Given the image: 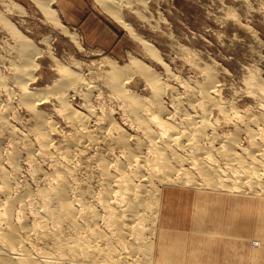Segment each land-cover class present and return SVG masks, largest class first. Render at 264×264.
Returning <instances> with one entry per match:
<instances>
[{"label": "rangeland", "instance_id": "rangeland-1", "mask_svg": "<svg viewBox=\"0 0 264 264\" xmlns=\"http://www.w3.org/2000/svg\"><path fill=\"white\" fill-rule=\"evenodd\" d=\"M44 2L45 5L40 8V4L36 5L38 0H0V77L6 83L5 87L0 86V111L5 112L15 128H18L19 138V140L14 139L15 141L11 140L0 128V154L2 153L1 156L4 160V168H2L5 169V173L11 176V196L19 195L30 188L31 193L36 196L35 200L40 199V194L45 188L53 186L54 179L57 181L56 169L58 170L60 165L68 164L73 171L69 176L70 179L72 178V181L70 180L71 198L83 199L82 202L85 203L91 201V204L97 205L95 199L98 194L102 193L104 187L95 166L97 156L104 151L101 155L105 158L114 159L119 155V158L122 157L120 159H125L122 152L118 153L121 148L115 146L113 148L115 151L110 148L109 140L115 136V131L110 130L108 121H110L111 127L115 124L112 127L114 130H126L132 136V141H135L141 133V129L138 130L131 119L127 102L112 91L113 88L108 80L111 78L110 74L116 70L113 69L114 71L111 72L113 66L109 65L110 62L116 64L114 67L126 66L128 68L127 70L122 67L124 70L117 71H123L124 77H127L125 78L127 81L124 79L127 90L141 99L146 100L151 95L149 88L151 84L150 80L148 81L143 76L142 67L139 64L147 66L152 74L158 77L155 76L158 81L167 83L168 89L164 92L165 95L162 94L161 100H163L165 108L169 107L167 110L170 109L174 121L178 119L176 122L186 110L189 113L194 111L187 105L186 100L190 97L192 88L204 81L207 67L213 68L212 71L215 70L214 76L216 82L218 81L216 85L219 86L217 89L220 91L221 96L218 94L221 99L230 101L240 110L244 106L245 108L251 106L250 108L255 109L254 96L246 94L243 89L247 87V82L245 83L244 80L247 81L254 77L264 81V0H106V2L100 0H46ZM107 6L116 10L117 15L122 17L121 19L128 21L139 38L133 37L120 23V20L114 15H110L105 8ZM50 10L54 13L51 14ZM53 15L58 22L56 19L54 20ZM4 20L9 24H5ZM13 29H17V33H14ZM21 39L30 41L37 52L35 57L33 56L35 65L32 68V78L26 82V85L42 92L46 91L38 99V107L45 118L49 121L52 119L54 122L51 120V124L56 126L55 128L53 126L51 131L52 148L55 149L56 146V149H51L52 153L49 152V154H53V159L48 153H46L47 155L44 152L40 153L41 151L37 149L32 111L19 101L23 96L20 93L22 85L16 81L15 77ZM144 42L149 43L153 52L150 53L149 47L145 48ZM135 61L140 63L137 64ZM64 69H69L73 73L78 72L82 81L65 90L66 99L63 104L60 103V100L58 101V96L52 93V87L57 82H66L71 78L70 75H63ZM79 70L82 71V74ZM190 86L191 90L188 89ZM239 90L243 94L239 93ZM176 97L179 98V101ZM23 98L25 97L23 96ZM172 103L174 106L177 104L175 106L177 108ZM178 104L180 105L178 106ZM176 109L179 111L176 112ZM68 111H78L79 114L87 115L88 119L91 117L88 120L89 125L86 131L90 130L94 135L92 133L89 135L94 136L97 142L92 138L91 141L90 136H87L88 139L84 136L88 141L83 138L85 141L82 142L86 143L85 147L88 151L85 147L83 148V144L75 150L72 148L74 151L71 154L72 156L75 154L74 160L70 156L72 159H69L72 162L66 160L68 163H65L67 155L64 143L69 139L65 141L63 139L66 136V138H70L71 134H73L71 137L75 136L74 131H78L76 124L74 127L71 126L72 123L74 124L73 120L65 117ZM125 115H129L128 118ZM216 115L213 113L211 117ZM111 118H113V122ZM101 120L108 124H103ZM222 123L224 122L219 121L218 130L221 129L222 132L232 130V123H224L225 125ZM103 126L105 127L103 128ZM84 129L82 131H85ZM86 131L84 133H87ZM69 132L71 133L69 134ZM103 135L108 140L101 139ZM247 137L245 133L240 135L237 151H240L242 147L249 146L247 143L249 137ZM25 141L33 143L35 150L28 151V144H25ZM205 144L207 145L208 142L206 141ZM213 144L217 146L216 143ZM79 149L80 151H78ZM108 150H111L110 153ZM78 152H81L82 155L81 153L79 155ZM96 153L95 157L93 154ZM63 154H65V158ZM108 155L111 156L108 157ZM112 155L115 156L112 157ZM87 157L89 158L87 159ZM59 158L63 164L58 162ZM70 163H74L75 166ZM55 164H59V166H55ZM2 168H0V173ZM91 176L92 178H89ZM95 182L98 183L97 187ZM90 185L94 189L93 191L90 189ZM197 187L192 182L191 185L185 186L172 184L165 189V193H171L173 196L171 214L175 217V224L171 232L187 242L186 247L182 250L183 255L186 256L184 257L185 264H194L196 261L200 264H264V236L256 230L258 210L252 192L249 190L229 192ZM91 193L94 195L92 196ZM31 196L26 200L27 202L34 201V196ZM196 212L204 214L201 219L202 222H205L204 230L209 233L192 232L196 229L197 220L200 221ZM218 220L222 222L221 227L215 226L214 221Z\"/></svg>", "mask_w": 264, "mask_h": 264}, {"label": "bare ground", "instance_id": "bare-ground-1", "mask_svg": "<svg viewBox=\"0 0 264 264\" xmlns=\"http://www.w3.org/2000/svg\"><path fill=\"white\" fill-rule=\"evenodd\" d=\"M44 1L46 0H38L36 5L40 4V8H42V6L45 5ZM100 1L106 2V0ZM105 8L110 15H114L115 18L120 20V23L123 24L133 37H136V39L137 37L139 38L129 22L121 19L122 17L117 15L116 10L112 9L111 6ZM53 13L54 12H51V14ZM55 19L57 20V18H54V20ZM5 22L4 20V23ZM5 24L9 23L6 22ZM13 31L17 33V29H13ZM143 45L146 46L145 48L149 47L151 50L149 43L144 42ZM151 52H153V50H151L150 53ZM35 53L37 52L34 50L32 43L27 39H21L15 78L16 81L20 82L19 84L22 85V87L20 86L22 91L20 93H22L25 98L21 96V100H18L24 107L32 111V117L34 118L33 130L36 135L37 149L41 151L40 153L44 152L45 154H49L51 149H56V146L55 149L54 147L52 148L53 140L51 139V131L53 126L54 128L56 126L51 124L53 121L52 119V121H49L45 118L43 112L38 107V99H40V96H43L46 91L42 92L26 85V82L32 78V68L35 65L33 56ZM135 63L139 64L140 62L135 61ZM109 65L113 66H111V72L114 71L113 69L116 70V72L110 74L111 78L110 76V79L108 78L113 88L112 91L127 102L131 119L138 127V130L141 129V133L136 137L137 139L135 138V141H132V136H130L126 130V132L120 129L114 130L112 127H114V123L116 122L114 121V125L111 127V123L108 121L110 130L115 131V136L113 137L111 131L113 138L109 140L110 142H107L111 144L110 148L112 149L115 148V146L121 148L118 153L120 154V152H122L125 159H120L122 157L119 158V155L118 158L115 157L116 159H110L109 156L111 155H108L109 159L107 157L105 158L102 156L104 151L101 153L102 155L100 154L97 156V164L95 166L97 167L100 181L103 182L104 185L102 193H97L98 197L96 196L97 199H95L97 205L91 204V201L90 203L88 202V204L84 201L82 202L83 199L71 198L70 192L72 186L70 185V180L72 178L70 179L69 176L73 171L68 164H64L63 166L60 165L61 167H59L58 170L55 168L57 181L53 178L55 184L47 189L45 188L42 194H40V199L37 198V200H35L36 196L31 193L29 187V189L25 191L22 190L23 192L21 194L11 196L10 189H12V180L11 176L4 172L5 169L3 170L4 160L1 153L0 168H3L0 173V264H185L184 257L186 256L183 255L182 250L186 247L187 242L179 235L172 234L171 232L175 224V217L171 214L173 210L171 199L173 196L171 193H165V189L172 184L185 186L191 185L192 182H194L195 186L201 189L229 192L249 190L256 199V207L258 210L256 230L260 235L264 236V81L254 77L247 81L243 79L245 83L247 82V87L243 90L246 94L248 93V95L251 94L254 96L256 105L255 109L250 108L251 106L246 108L245 106H240L243 108L240 110L236 105L230 103V101L228 102L220 98L221 94L217 89L219 86L217 87L216 85L218 81L216 82L214 76L215 70L212 71L213 68L207 67L205 69L207 73H204V75L206 74L204 81L196 85L194 84L195 86L193 85L194 87L192 90L190 89L191 86L188 87V89L191 90V95L186 101L188 103L187 105L194 110L192 111L193 113H189L185 108V113H183V116L176 122L178 119L176 118L177 120L174 121L173 115L169 111L170 109L167 110L169 107L165 108L162 102L163 100H161L162 94L165 95L164 92L168 89L167 83L158 81L156 79L158 77L155 75V78L147 66L144 67L139 64V66L142 67L143 76H145V79L148 81L150 80L149 82L151 84H149L151 86L149 87L151 95L148 99L146 98V100L141 99L127 90L128 88L124 84L125 80L127 81V79H125L127 77H124L123 71H117L126 68V66L114 67L116 64H111V62ZM126 69L128 70V68ZM81 72L82 71H80V73ZM108 73L110 72L108 71ZM63 75H70L71 78L69 80L67 79L68 81L66 82H57V84L51 87L53 90L52 93L58 96V101L60 100V103L64 104L66 99L65 90L82 81V78L78 72L73 73L69 69H64ZM0 86H6L5 81L3 82L1 77ZM183 87L185 88V86ZM169 88L171 87L169 86ZM239 93H241V90H239ZM169 94H171V92ZM237 96L239 97V94H237ZM178 97L180 98V96ZM178 97H176V99H178L177 101H179ZM254 98H252L253 101ZM179 105L180 104H178V106ZM175 106H177V104ZM58 110L60 111V109ZM123 111L125 110L123 109ZM178 111L176 109V112ZM176 112L174 113L176 114ZM213 113L217 115L211 117ZM66 115L65 117H67V119L70 118L74 122V124L71 122V126L73 125L74 127L75 124L78 126V131L76 130L77 127L74 128V130H76L74 131L76 133L75 136L71 137V135H73L71 134L70 138H66V136L63 139L64 141L69 139L64 143L65 154L68 156H66L67 159H65V163H68L71 161L70 159H72L70 156L73 157L74 160L75 154L72 156L71 153H73L72 151H74L75 148L81 147V144L84 145L83 148L85 147L86 143L82 142L85 137L87 138V136H90V140L92 138L95 142L97 141L94 136L89 135L92 133L90 130L89 132L86 131L89 125L88 120L91 117L88 119L87 115L79 114L78 111H68ZM178 115L179 114H177V116ZM128 116L126 118H128ZM112 119L113 118H111V121L113 122ZM219 121H223L225 124L232 123V130L229 131L228 129L230 128H228V132L224 131V133L220 129L221 126L219 128L221 131L218 130ZM104 123L105 122H103V124ZM224 123H222V125ZM105 126H103V128ZM132 127L133 126H131V128ZM0 128L6 132L11 140H19L17 134L18 128L16 129L14 124L8 119L6 113L1 111ZM82 129L87 133H84L85 131H82ZM55 131L57 130L55 129ZM70 133L71 132H69V134ZM243 133H245V135L247 134L249 137V141H247L249 146H241L242 148H240V151H237L239 148L238 141H240L238 138H240V135ZM103 138L104 135L101 139ZM91 141H89V143ZM206 141L208 142L207 145L205 144ZM213 143H216L217 146H214ZM25 144H28V151L31 152V150H35L33 143L30 144L25 141ZM62 145L63 144H61V146ZM72 148H74V150H72ZM85 149L87 148L85 147ZM102 150L104 149L102 148ZM113 150L115 151V149ZM78 151H80V149ZM51 153L49 156L51 155L50 157L53 159V154ZM80 153L78 152L79 155ZM82 153H84V151ZM65 154H63V157ZM93 155L96 157L97 153ZM20 156L18 157L20 158ZM114 156L112 155V157ZM89 157H87V159ZM66 160L68 162H66ZM58 162H61V159ZM57 165L59 166V164H55V166ZM70 165L75 166L74 163H70ZM78 165L76 166L79 170ZM49 177L51 178V176ZM89 178H92V176ZM74 179L75 178H73V180ZM86 185L88 184L86 183ZM97 186L98 183L96 184V187ZM73 189L75 190V188ZM90 189H92V191L94 190L92 186ZM87 192L85 193L86 195ZM31 195L34 196V201L29 200L31 203H28L29 201L27 202L26 200ZM91 195L93 196L94 193H91ZM195 214L200 217V221L197 220L196 229L192 230V232H206V230H204L206 227L205 222H202L201 219L204 214H201V212H196ZM214 223L215 226L221 227L222 225L220 220L217 222L214 221ZM206 233H209V231ZM194 264L200 263L196 261Z\"/></svg>", "mask_w": 264, "mask_h": 264}]
</instances>
